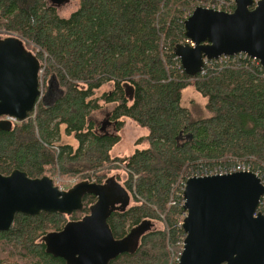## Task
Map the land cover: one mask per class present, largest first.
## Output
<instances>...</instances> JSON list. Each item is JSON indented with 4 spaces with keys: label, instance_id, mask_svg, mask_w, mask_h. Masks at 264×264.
<instances>
[{
    "label": "trees",
    "instance_id": "16d2710c",
    "mask_svg": "<svg viewBox=\"0 0 264 264\" xmlns=\"http://www.w3.org/2000/svg\"><path fill=\"white\" fill-rule=\"evenodd\" d=\"M78 1L64 18L47 0H0V32L16 33L25 46L41 49L36 56L46 61L44 85L55 76L61 87L60 94L37 104L33 119L0 131V173L81 174L83 180L103 183L106 172L121 163L128 171L122 185L132 202L107 218L113 236L123 238L143 220L164 227L147 231L135 250L108 264H174L171 248L178 259L185 236L178 218L184 210L169 204L178 180L200 165L231 166L239 159L252 160V168L264 176V71L247 58L238 65H217L204 76L180 72L172 48L185 40L182 18L195 0ZM106 82L113 88L94 97ZM188 86L204 98L206 115L195 116L183 105ZM102 102L115 103L109 114L113 132L99 131L89 121ZM123 118L147 129L135 142L145 146L130 156H113ZM61 125L76 146L60 142ZM95 200L85 193L83 208L69 216L17 213L11 227L0 230V264L9 258L15 264H66L46 252L42 236L83 217ZM260 209L264 212L263 205Z\"/></svg>",
    "mask_w": 264,
    "mask_h": 264
},
{
    "label": "water",
    "instance_id": "95a60500",
    "mask_svg": "<svg viewBox=\"0 0 264 264\" xmlns=\"http://www.w3.org/2000/svg\"><path fill=\"white\" fill-rule=\"evenodd\" d=\"M59 7L69 0H47ZM189 42L177 43L173 53L187 75L195 76L203 58L244 52L264 66V0H235L232 12L195 7L183 21ZM40 61L23 40L0 37V115L26 119L40 96ZM132 94V87L126 86ZM131 97V96H130ZM111 122H102L104 130ZM12 124L0 119V131ZM96 197L89 212L67 221L60 230L43 236L45 250L66 264H108L125 251L136 249L139 238L154 224L141 221L120 239L113 236L107 218L125 211L131 196L115 176L103 183L82 180L60 190L47 175L30 177L13 169L0 173V230H8L15 215L41 212L71 215L83 208V196ZM264 183L253 171L189 176L183 188L185 232L176 264H264V213L258 209Z\"/></svg>",
    "mask_w": 264,
    "mask_h": 264
},
{
    "label": "rangeland",
    "instance_id": "374dc122",
    "mask_svg": "<svg viewBox=\"0 0 264 264\" xmlns=\"http://www.w3.org/2000/svg\"><path fill=\"white\" fill-rule=\"evenodd\" d=\"M78 7H79V1L78 0H69L67 3L62 4L59 7H56V11H57L59 16L67 18ZM0 35L17 36L16 33L4 34V32H2V31L0 32ZM26 47L29 50H31L35 55L37 53V49L41 50L32 44L31 45L27 44ZM46 56H47V54L44 53V57H46ZM39 61L41 63V67H43L42 72L40 73V77H41L42 81L45 82L44 81V72H45V62L46 61H44L43 59L42 60L39 59ZM103 91H105L104 88H99L94 92L93 96L95 97L99 93H102ZM182 103H183V105L190 108L195 116L206 115V112L203 108L204 103H205L204 98L199 93L194 91L193 88L190 86H188L187 88H185L183 90ZM105 114H106V112L104 110H99L97 112L96 116H94V119L99 118V121L96 124H100L104 120ZM125 120L127 122L124 123L123 127L119 131L121 138H120L119 142H117L111 150L112 155L130 156L137 148H140L143 144V143L136 144L135 143L136 139L141 136L140 134L144 135V134L148 133L146 128L138 126L136 123H134L133 121H131L128 118H126ZM109 131H112V125L109 127ZM60 142H62V143L67 142V143H71V144H76L75 137L72 134L67 135L65 133V126L64 125H61V140H60ZM232 160L236 161L238 159L234 158ZM241 160L242 159H239L238 161L239 162H246V161H241ZM250 162H252V160ZM250 162H246V163H250ZM106 173H107V177L108 176H115L117 178V180H119L125 186V180H126L128 174H127V171L123 167H120V169H113V170L108 171ZM80 177H82V175L78 174L75 177L62 178V179H65V180L74 179L76 182H79L80 179L83 180V178H80ZM179 185H180V180H178V185H177V188L174 190V193L178 191ZM263 206H264V200H263ZM163 217H164V215H163ZM178 218L180 219L179 220V224H180V222L183 218V214L178 215ZM163 227H164V224L161 221L155 220L154 225L152 227H150L147 231H149L151 229H162ZM171 258L173 261L176 262V252L173 248H171ZM4 264H15V262H14V260H11L9 258L6 260V262Z\"/></svg>",
    "mask_w": 264,
    "mask_h": 264
},
{
    "label": "built area",
    "instance_id": "2783aa9c",
    "mask_svg": "<svg viewBox=\"0 0 264 264\" xmlns=\"http://www.w3.org/2000/svg\"><path fill=\"white\" fill-rule=\"evenodd\" d=\"M194 4H195V6H202V7H206V8H212L215 10H223L226 12L233 11V9L235 7V1L234 0H195ZM190 13L191 12L188 11L183 16L182 19H185ZM185 41H188L190 44H192V42L190 40L186 39ZM163 50H166L165 47ZM37 51H39V50L37 49ZM247 58L251 60V63H254V62L257 63L260 66L259 69L264 71V67L261 64H259V62L255 58H251L247 54L240 52V53L234 54L232 56L222 55V56L218 57L217 59L208 60V59L204 58L203 59V61H204L203 66L200 69L198 74L200 76H204L208 71H212L213 68L216 67L217 65L222 66V65H225L226 63L238 65L239 61H245V59H247ZM174 60L176 61L175 66L180 70V72H184V69H183V67H182L177 56L174 57ZM42 69H43V67L40 69V73L42 72ZM40 86L42 89V79H40ZM36 105H37V103H36ZM36 105H35L33 111L29 113L28 117L26 118V121L29 120L30 118L33 119L35 117ZM2 118L9 120L12 124L20 122L16 117L10 116V115H4V116H2ZM118 164L124 168V166L121 163H118ZM124 169L127 171L126 168H124ZM236 171H254L257 175H259L261 177L262 181L264 182V176H263V174H261L260 170L259 169H253L251 164L246 163V162H236L231 166L200 165L191 174L194 176H207V175H213V174L223 175V174L233 173ZM54 181L57 184V186L59 187V189H66L67 187L73 185L76 182L74 179H72V180L62 179L58 174L54 178ZM184 185H185V179L180 180L179 190L177 192H175L170 197L169 204H179V205L183 204L182 191H183ZM263 200H264V198L261 200V202H260L261 204H263Z\"/></svg>",
    "mask_w": 264,
    "mask_h": 264
},
{
    "label": "crops",
    "instance_id": "0c3cea01",
    "mask_svg": "<svg viewBox=\"0 0 264 264\" xmlns=\"http://www.w3.org/2000/svg\"><path fill=\"white\" fill-rule=\"evenodd\" d=\"M56 84V85H55ZM58 86V84H57V82H56V80L55 79H53V78H51L50 79V82L48 83V87H47V89H46V91H45V98H43L42 97V101H47V100H49L50 99V97H52V96H56L57 94H60L61 93V90H60V88L59 87H57ZM100 88H104V90L105 91H103L102 93H104V92H108V91H110L112 88H113V84L111 83V82H106V83H104ZM99 89V88H98ZM102 93H99L96 97H98V96H100ZM101 108H99V109H97V110H93L91 113H90V115H89V121H93L94 123H95V125L96 126H99L100 124H96L98 121H99V118H97V119H94V116H96V114H97V112L99 111V110H104L105 112H106V114H105V118H104V120H107V117H109V114H110V112L114 109V107H115V103H113V102H110V103H106V102H102L101 103ZM126 118H123V122L125 123V122H127L126 120H125ZM129 119V118H128ZM131 120V119H130ZM132 121V120H131ZM135 123V122H134ZM141 136L140 137H142V136H144V135H146V134H144V135H142V134H140ZM139 138V137H138ZM67 143V142H66ZM71 144V143H70ZM76 144H77V141H76ZM76 144H72V145H74V146H76ZM145 146V144L143 143L142 144V146L140 147V148H142V147H144ZM114 147V146H113ZM112 147V148H113ZM112 150V149H111ZM111 153V152H110ZM114 156V155H113ZM115 156H120V155H115Z\"/></svg>",
    "mask_w": 264,
    "mask_h": 264
},
{
    "label": "flooded vegetation",
    "instance_id": "af4514ba",
    "mask_svg": "<svg viewBox=\"0 0 264 264\" xmlns=\"http://www.w3.org/2000/svg\"><path fill=\"white\" fill-rule=\"evenodd\" d=\"M99 126H100V128H102V127H101V126H102L101 124H100ZM110 126H111V125H110ZM110 126H108V127H110ZM108 127H107V128H108ZM107 128H106V130H107ZM112 128H113V126H112ZM56 231H57V230H56ZM43 236H44V235H43ZM43 236H42V240H43ZM43 243H44V240H43ZM44 244H45V243H44ZM64 261H65V260H64ZM65 263H66V262H65Z\"/></svg>",
    "mask_w": 264,
    "mask_h": 264
}]
</instances>
